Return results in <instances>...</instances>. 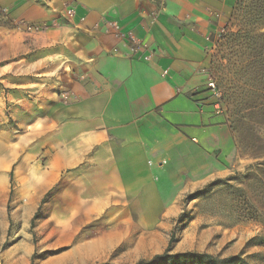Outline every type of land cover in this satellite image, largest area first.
<instances>
[{
  "label": "rangeland",
  "instance_id": "obj_1",
  "mask_svg": "<svg viewBox=\"0 0 264 264\" xmlns=\"http://www.w3.org/2000/svg\"><path fill=\"white\" fill-rule=\"evenodd\" d=\"M53 1L0 3L1 20L10 21L0 24V264H57L70 253L80 258L58 264H167L152 260L167 250L172 235L170 264H209L176 257L188 252L234 257L229 264H264V240L261 246L252 241L264 239V186L244 178L264 161V91L251 68L264 60L255 53L264 33V0L261 7L256 0H233L213 23L211 46L204 48L205 74L217 83L220 98L212 96L207 80L204 87L234 133V163H214L189 181L177 209L154 227L143 220L162 212L105 211L100 208L107 197L79 193L66 175L57 181L48 176L49 148L37 136L49 120L36 113L41 81L33 67L42 59L36 56L41 38L68 21L63 15L69 0L61 4L59 20L52 19L58 11ZM40 12L47 16L35 19ZM42 24L43 30L29 28ZM77 204L88 210H77Z\"/></svg>",
  "mask_w": 264,
  "mask_h": 264
},
{
  "label": "crops",
  "instance_id": "obj_2",
  "mask_svg": "<svg viewBox=\"0 0 264 264\" xmlns=\"http://www.w3.org/2000/svg\"><path fill=\"white\" fill-rule=\"evenodd\" d=\"M64 1L52 2V19L64 14ZM69 1L74 18L45 33L33 67L41 81L36 113L49 120L37 136L49 148L48 176L66 175L79 193L107 197L105 211L162 212L142 223L161 226L189 181L214 163H234V133L204 87L214 13H225L233 0ZM40 13L35 19L47 16ZM114 29L149 41L157 55L131 56ZM72 257L80 254L56 263Z\"/></svg>",
  "mask_w": 264,
  "mask_h": 264
},
{
  "label": "trees",
  "instance_id": "obj_3",
  "mask_svg": "<svg viewBox=\"0 0 264 264\" xmlns=\"http://www.w3.org/2000/svg\"><path fill=\"white\" fill-rule=\"evenodd\" d=\"M262 2V0H256V7H258L259 3ZM261 7V5H259ZM263 8V7H262ZM1 9V7H0ZM1 11V10H0ZM264 12L261 14L260 13V18H262ZM3 16V13L0 12V24L2 25H10V21H4L1 20V17ZM261 41V47L256 49L255 53L257 55V57H261L262 55H264V33L260 35V39ZM263 65H256V66H252L251 68L253 69V73H256L257 75H260L262 79L260 86H261V91H264V60H262ZM261 111L263 112L264 115V103H262L260 105ZM245 179L248 180V183H255L256 181H260L262 183V185L264 186V161L262 163H259L255 168H253L251 171H248V173L244 176ZM10 180H12V173L10 174ZM263 237H256L254 239H252V241L256 242L255 245H263ZM173 241V235L170 238L169 241V245L167 250L162 253V254H156L153 257V262H157V261H162L164 263L170 264L171 261H169V251H170V244ZM179 258H194V259H198L199 261L202 262H208L209 264H229L230 261L234 260V257H229L226 259H222V258H218L216 256H213L211 254H207V253H194V252H188L186 254H179L178 256ZM237 258V257H236ZM136 264H144V261H139Z\"/></svg>",
  "mask_w": 264,
  "mask_h": 264
},
{
  "label": "built area",
  "instance_id": "obj_4",
  "mask_svg": "<svg viewBox=\"0 0 264 264\" xmlns=\"http://www.w3.org/2000/svg\"><path fill=\"white\" fill-rule=\"evenodd\" d=\"M75 14H76V8L72 4V2L69 1V3L67 4L65 17L67 20L68 19L70 20V19L74 18ZM214 14H215V17H218V18L221 16L219 13H214ZM44 26H45V24L30 25L29 28L30 29L36 28L39 30L40 29L43 30ZM96 27H98V25H96ZM112 34L115 36V38L117 40L127 44V52L131 56H136V57L141 58L145 61H152L158 53L157 49L153 46L152 43H150L149 41H146L144 39L138 38L131 31H121V30H115L114 29L112 31ZM207 40H208V45L206 46V48H209L211 46V42H212L211 41V35H208ZM166 74H167V71H164L162 73L163 76H165ZM207 85H208L209 91L211 92L212 96L219 99L221 96L220 89H219L217 83L211 77L208 78ZM216 107L219 110L218 104H216Z\"/></svg>",
  "mask_w": 264,
  "mask_h": 264
}]
</instances>
